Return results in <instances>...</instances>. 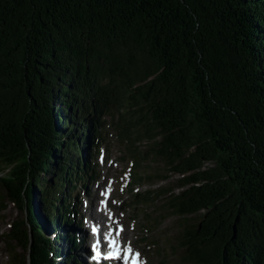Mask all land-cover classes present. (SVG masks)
I'll return each instance as SVG.
<instances>
[{"label": "trees", "instance_id": "1", "mask_svg": "<svg viewBox=\"0 0 264 264\" xmlns=\"http://www.w3.org/2000/svg\"><path fill=\"white\" fill-rule=\"evenodd\" d=\"M107 117L131 205L181 219L179 264H264V0H0V204L24 252L8 264L77 261L59 262L78 240L61 239L67 187Z\"/></svg>", "mask_w": 264, "mask_h": 264}, {"label": "rangeland", "instance_id": "2", "mask_svg": "<svg viewBox=\"0 0 264 264\" xmlns=\"http://www.w3.org/2000/svg\"><path fill=\"white\" fill-rule=\"evenodd\" d=\"M107 120L102 146L98 148L92 144L83 154L85 175L80 173L75 176L67 187L72 200H75V213L71 211V217L75 214L76 220L63 226L61 239L66 232L70 236L78 235L80 240H77L75 249H72L71 241L61 240L58 243L62 256L59 262L74 256L77 258L74 264H91V260L95 264L96 261L92 259L93 245L97 239L100 242L102 239V250L105 251L108 248L105 234L111 231L112 238L117 241L116 246L122 249L123 254H127L129 245L133 251V259L136 252L140 253L139 264H179L181 249H175L172 245L177 244L181 219L177 215L162 212L163 199L137 208L131 205L129 188L134 161L126 155L125 148L110 123L111 118L107 117ZM150 165L152 167L145 165L143 170L155 172L159 166L157 162H150ZM91 172H94L93 176ZM177 178L175 175L154 184L145 179L141 182L140 189L145 191L161 185L174 186ZM104 201L106 206L102 203ZM3 207L0 204V264H8L14 251L24 254L21 248H14L7 238L12 222L21 216V211L12 203H8L4 209ZM94 225L100 229L99 234L92 231ZM55 235L56 232L53 236ZM84 252L91 255L86 254L87 257H84ZM121 264H124L123 259ZM128 264H131V260Z\"/></svg>", "mask_w": 264, "mask_h": 264}, {"label": "snow or ice", "instance_id": "3", "mask_svg": "<svg viewBox=\"0 0 264 264\" xmlns=\"http://www.w3.org/2000/svg\"><path fill=\"white\" fill-rule=\"evenodd\" d=\"M105 204L106 206V201L102 202ZM122 230V229H121ZM92 231L94 233L99 234L100 229L97 226H93ZM118 235V233H117ZM105 239L108 241V248L109 251L107 253H102L100 251V240L97 239L96 243L93 245V250L95 252V255L93 257V259L96 260H100L102 257L104 259H116V260H120L123 259L124 260V264H128L129 260H131V264H139V258H140V253L136 252L134 254L135 258L133 259V251L131 246L129 245L127 248V254H123L122 249L117 247V241L115 239L112 238V233L111 231L109 233L105 234Z\"/></svg>", "mask_w": 264, "mask_h": 264}, {"label": "bare ground", "instance_id": "4", "mask_svg": "<svg viewBox=\"0 0 264 264\" xmlns=\"http://www.w3.org/2000/svg\"><path fill=\"white\" fill-rule=\"evenodd\" d=\"M103 249V246L101 247L100 251L102 253H105L107 251V249L105 251L102 250ZM95 262V264H121V259L120 260H116V259H112V260H109V259H104L103 257L100 259V260H96V259H93ZM93 263V261L91 260V264Z\"/></svg>", "mask_w": 264, "mask_h": 264}]
</instances>
